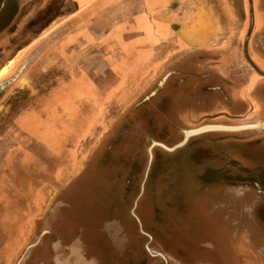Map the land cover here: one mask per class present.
Instances as JSON below:
<instances>
[{
    "label": "rangeland",
    "instance_id": "1",
    "mask_svg": "<svg viewBox=\"0 0 264 264\" xmlns=\"http://www.w3.org/2000/svg\"><path fill=\"white\" fill-rule=\"evenodd\" d=\"M145 1L149 14L162 7L166 0ZM31 6L33 9L24 15V19L18 17L10 29L17 34L19 41L28 39L32 29L41 24L46 16L73 8L74 0H33ZM234 7L232 31L227 44L228 52L235 60L241 49L242 37L238 34L242 32V10L238 8L239 4L234 3ZM244 13L246 16L245 10ZM215 14L220 17L223 12L217 9ZM252 21L250 15L247 27L250 32ZM31 55L27 56L30 61L26 62L24 69L23 62H19L8 73L0 74V85L13 78L9 94L0 102V157L15 146L17 139L12 136L16 130L19 133L18 142L24 136H32L30 130L25 131L26 135L22 134L17 119L25 115L24 119L32 122L34 114L29 111L38 107L41 131L49 129L48 121L57 130L50 137L51 142H55L56 152L45 155L47 148L45 151L41 149V160H48L50 170L43 169L41 165L35 176L40 181L24 185V208L28 205L34 213L30 214L28 209L20 218L10 217L7 230L3 231H7V237L4 233L0 238V264H227L225 249H230L231 244L233 247L241 246L245 237L243 234L236 237L232 230L230 240L229 229L225 232L221 227L224 225L225 200L235 207L232 214L228 209L227 218L231 222L238 220L236 215L240 217L245 213L241 208L250 202L251 209L247 215L251 214L264 232V211L261 212L264 209V126L192 136L186 145L169 155L168 168L153 171L146 185L154 143L160 141L166 146H174L184 138L176 130L178 122L175 117L171 118L174 114L167 111L169 122H166L156 114H161L160 109L143 117L138 115V111H131L132 115L123 118L109 138L105 136L118 115L147 97L145 89L148 84L144 82L137 89L101 88L100 105L89 106L92 115L81 131H75L73 127L59 129L54 120L60 124L61 119H57L56 113L54 115V106L40 104L46 93L56 95L51 92L58 91L55 85L52 84L49 91L43 89L38 80H20L21 74L28 68L29 75L32 73ZM60 72H57L58 76L65 75ZM187 76L193 77L192 74ZM49 78L53 76L42 78V85ZM207 78L210 79L207 74L197 77L199 85L208 84ZM215 82L219 83V80ZM176 86L171 88L172 98L180 92ZM168 91H162L156 103H164L168 99ZM129 94L132 97L127 101ZM119 96L122 98L118 99ZM69 102V98L58 101L56 106L62 116L66 113L63 108L70 107ZM248 103L253 113H247L249 116L241 121L210 120L196 125L194 117L191 124H183L189 131L205 125L243 126L264 122V101L259 105L257 114L256 105L251 101ZM168 125L171 128L169 131H158L168 128ZM72 126L75 123L72 122ZM99 143V152L92 158L93 150ZM50 146L53 147L52 144ZM65 146L70 149L66 154ZM79 146L83 149L82 155L77 153ZM160 154L157 149L155 156ZM87 157L90 159L88 166L82 171L78 167L84 165ZM15 169H9L8 181L6 178L0 185L9 196L10 203L17 198V182H12L15 176L10 174ZM55 187L57 192L54 197L58 201L51 216L44 218V213L50 208L48 199L51 196L54 198L52 190ZM138 199L141 201L135 210ZM211 205H217L219 211L212 210ZM133 210L140 217L138 224L133 218ZM245 216L242 217V224ZM35 223L37 229L41 223V228L39 239L33 241V236L38 235V230H34ZM254 238V233L250 234V244H256ZM36 241L40 242L37 246ZM155 254L162 255L166 261L163 262V258ZM233 259L236 264L235 257Z\"/></svg>",
    "mask_w": 264,
    "mask_h": 264
},
{
    "label": "crops",
    "instance_id": "2",
    "mask_svg": "<svg viewBox=\"0 0 264 264\" xmlns=\"http://www.w3.org/2000/svg\"><path fill=\"white\" fill-rule=\"evenodd\" d=\"M32 1L0 0V74L8 73L19 62H23L24 69L31 53L32 73L29 75L28 68L20 80H38L49 91L55 85L58 91L51 92L56 95L46 93L40 104L55 106L57 119L62 113L56 105L62 98L71 100L70 107L63 108L68 112L71 103L80 97L99 107L101 88L137 89L144 82L150 88L157 69L158 74L176 51L193 48L210 54L228 52L234 3L242 10V32L246 30V3L254 8L256 17L251 35L249 30L246 32L251 37L247 52L254 58L257 72L264 75V0H166L149 14L145 0H74L73 8L46 16L32 29L28 39L19 41L10 29L18 17L24 19L33 9ZM217 9L223 12L222 16L215 14ZM242 32L238 34L241 37ZM58 71L65 75L58 76ZM46 75L53 78L44 80L48 82L42 85ZM260 82L255 95L261 106L264 80ZM248 89H244V94ZM246 101L249 104L251 100ZM247 231L249 236L254 233L251 229ZM241 234L238 232L236 237ZM261 241L264 243V239ZM256 244L252 246L255 248ZM236 247L224 248L227 264H235L233 249L239 250Z\"/></svg>",
    "mask_w": 264,
    "mask_h": 264
},
{
    "label": "flooded vegetation",
    "instance_id": "3",
    "mask_svg": "<svg viewBox=\"0 0 264 264\" xmlns=\"http://www.w3.org/2000/svg\"><path fill=\"white\" fill-rule=\"evenodd\" d=\"M245 11H246V16L244 18L246 23V30L242 32L241 49L238 58L234 60L233 55L231 56L229 52L217 51V53L210 54L202 50L193 49V48H188L187 50L184 49L183 51H176L175 55L169 60V64H164L162 71H159L158 74L157 71L159 68L157 69L155 75L151 79L149 85L151 87L145 89V93L146 94L148 93L147 97L138 103L137 102L134 103L128 109H126L121 115H118V117H116V119L114 120V123L110 126L111 128L109 127L110 130L106 133L105 137L108 136L109 138L111 136L109 134H111V132H114V130H116V127L121 123L122 119L130 115L131 111L132 113L134 111H138V115L140 117H143L145 115L147 116L149 112L156 113L160 109L159 111H161V114L158 113L156 114L159 117L161 116L160 118L163 117V119H165L166 122H169V118L167 117L168 116L167 111H169V113L174 114V116H172L171 118L174 119L175 117V120H177L178 126L176 130L179 131L182 134V136H185L188 130L187 128H185L183 123L188 122V124H191L190 121L194 117L196 118L195 120L196 125H200V122L210 121V120L241 121L243 118L253 113V110H249L250 107L248 106L246 99H250L251 102L254 103V105H256L257 110L255 113L257 114L260 110L258 109L259 104L256 102L259 101V99L256 98L255 92L261 87L260 80L261 81L264 80V75H261L260 71L257 72L258 66L256 62H254V58L248 56V52H247L248 46L250 45L251 42L250 41L251 39L249 40V38H251L249 35H251L252 32V31L251 32L248 31L247 28L248 21L251 15L253 17V24H254L256 16H255L254 8L248 3H246ZM247 31L249 35L246 33ZM23 74L24 72L21 75ZM188 74L190 75L192 74L193 77H188L187 76ZM204 74L210 76V79L207 78L209 83L206 85L204 84L199 85L200 81L197 79V77L201 78L203 77ZM214 76L216 77L215 80H219L220 84L215 82V80L213 79ZM251 77L254 78L252 79ZM11 80L6 81L0 85V102L3 101L5 97L9 94L10 92L9 86L13 81ZM193 83L195 84L193 85ZM175 86L177 88H180V92L177 94V96H175V98L174 97L172 98V96L170 97L171 93L173 92L171 91V88H175ZM245 88H249L248 89L249 91L246 94H244L243 92ZM165 89L167 90L169 89V91L167 92V94L169 93L168 99L164 103H156L158 96L162 93V91L164 92ZM131 97L132 96L130 95L127 101L130 100ZM80 98L75 99L71 103V105L73 106L68 110V112H66L67 115L63 114L65 116H62L61 114L59 116V118L61 119L60 124H58L57 120H54L59 129L68 128V127L70 129V127H73L75 131H81L82 128L86 126L89 117L92 115L89 111V106L93 105V103L91 101L87 102V99H80ZM121 98L122 97L120 96L118 97V99ZM153 101L155 102V105H153ZM54 109L55 106L53 110ZM263 111L264 110H262V112ZM29 112L34 114L35 120L33 119L32 122H28L24 119L25 115L24 116L21 115L17 119V126L21 128V132L23 135L24 134L26 135L25 131L28 132V130H30L29 132L32 135L31 137L33 138L28 137L29 138L28 139L26 138V136H24L23 140L21 142H18L19 133L16 130L15 132H13L14 135L12 136V137H16L17 139V141L15 142V146L13 147L11 146L9 150H6L4 155L0 157V185L3 183V181L6 178H7L6 181H8L9 178L8 171L9 169L12 170V168H16L15 169L16 171L10 173L11 175L15 176V179H13L12 182L14 181L17 182L16 184L17 198L12 199L11 203L9 201V196H7L3 188L0 187V238L1 236L4 235V233L5 236L7 237L6 228L9 225L10 217L20 218L24 215L25 211H28V209L31 211L30 214L34 213L33 208H29L28 205H26L27 208H24V203H23L24 202L23 198L25 196L24 185L26 183H30V182L34 183L35 181H40L39 179H37V177L35 178V176H37L36 170L39 171L41 165H43V169L50 170L51 164L48 162V160H44L43 162L41 160L42 158L41 149L43 148L45 151L46 150L45 148H47L46 150L47 153L45 155H48V153L53 154L54 152H56L55 142L54 141L51 142L50 140L51 135L54 136V134L57 133V130L54 129L55 126H52L51 122L49 124L48 121L47 125H49V129H45L44 131H41L42 128L40 127L38 120L41 118V112L39 107L37 108V110L35 109L33 110L32 108ZM72 113H74L73 117L71 116ZM247 113L249 114L247 115ZM262 119H264V117ZM253 120L258 121L260 119H253ZM72 122L75 123V126H72ZM169 125L171 126L172 123H170ZM169 125L168 128L166 127V128L158 129V131L160 132L169 131L171 129ZM215 133H222V132H215ZM225 134H230V133H225ZM105 137H103L101 140L103 141ZM49 143L52 144L53 147H51ZM154 146L155 147L151 149V156H152L151 165L149 167V172L145 183L146 185L148 183L149 177H151V174L153 175L154 170L168 168L167 159L169 158V155L176 153L178 150L176 149L174 151L169 152L165 148H171L173 146H166L160 141L155 142ZM80 147L81 146L77 147L76 150L78 154L80 153L82 155L83 149ZM65 148L66 150L64 151V153L66 154V152L70 151V149L69 147L66 146ZM99 149H100V143L93 150L92 158L99 152ZM157 149L161 152V154L155 156V151ZM225 155L226 154H224V156ZM89 160H90L89 157H87L84 165L78 168H81L82 171L86 170V167L88 166L87 162ZM157 160L158 162H156ZM218 168L220 169V167ZM213 169H217V168L214 167ZM72 180L73 177L71 178V182ZM52 191H54L53 193V197H54V195L57 192L56 187L53 188ZM39 195H41V193H39ZM5 196L7 197L5 198ZM48 200H50L52 204L50 203V208L47 210V213H44V218L51 216V214L55 209V204L58 201L57 198L55 197L52 198V196L49 197ZM140 201L141 200L139 199L136 201V205L134 206L135 210L137 209V206L140 204ZM260 203L263 202L260 201ZM250 206L251 203L247 202L241 208L242 211L244 210L245 212L244 214H246L245 216L246 218L244 219V224H242V217L244 215L242 211L241 213L243 215H241L240 217L236 215L238 220L234 222L228 220L227 218L229 217V215L227 214L228 209H229V213L232 214V212L235 211L232 208L235 207L230 202H228V200L227 201L225 200L224 202L225 208L223 207L224 214H222V218L224 219V221L222 222L229 229V233H230L229 239L230 240L232 239V235H231L232 230L234 231L235 235H237L238 232H241L245 237V241L241 246H237V247L235 246L239 250L233 249L234 254L237 257V258L235 257L236 264H264V243L260 242V240L264 239V232H262V230L259 228L257 223L254 222L251 214L247 215V213H249V209H251ZM257 206L259 205L257 204ZM211 207L212 210L217 211L218 209L219 211V207L217 205L214 206L211 205ZM135 210H133V218L135 222L138 224V221L140 223V217L135 215ZM263 211L264 209L261 210V212ZM253 224L255 225V227H253L254 226ZM224 225L221 227L226 232V230L228 229H226ZM35 228L37 229L36 223L34 230ZM40 228H41V223L39 225V228L37 229L38 235L33 236V241L36 238L39 239ZM4 229L6 230L3 233ZM248 229L254 231V235H255L254 240L256 239L257 242L255 248L252 246V244H250L249 235L247 231ZM34 230L32 231L33 233ZM38 241H36L35 244L36 246L40 243ZM35 253H37V251ZM155 255L162 257V255L160 254H155ZM163 260H162L163 262L166 261V259L164 258ZM159 263L162 264L161 262Z\"/></svg>",
    "mask_w": 264,
    "mask_h": 264
},
{
    "label": "water",
    "instance_id": "4",
    "mask_svg": "<svg viewBox=\"0 0 264 264\" xmlns=\"http://www.w3.org/2000/svg\"><path fill=\"white\" fill-rule=\"evenodd\" d=\"M264 126V122L252 125H243V126H223V125H205L198 127L196 129H191L186 132L183 140L178 143L177 145L171 148H165L167 151H174L175 149L181 148L186 144L188 139L192 136H197L205 132H212V131H241V130H249V129H258ZM163 147V146H162Z\"/></svg>",
    "mask_w": 264,
    "mask_h": 264
},
{
    "label": "bare ground",
    "instance_id": "5",
    "mask_svg": "<svg viewBox=\"0 0 264 264\" xmlns=\"http://www.w3.org/2000/svg\"><path fill=\"white\" fill-rule=\"evenodd\" d=\"M5 69H6V68H4V69L2 70V72H4V71H5Z\"/></svg>",
    "mask_w": 264,
    "mask_h": 264
}]
</instances>
